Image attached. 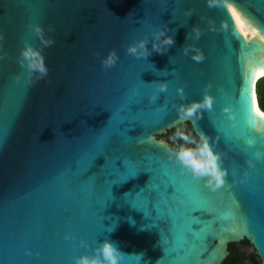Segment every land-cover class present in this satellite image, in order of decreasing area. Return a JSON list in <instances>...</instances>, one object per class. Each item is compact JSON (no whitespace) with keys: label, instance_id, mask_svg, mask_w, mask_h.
<instances>
[{"label":"water","instance_id":"water-1","mask_svg":"<svg viewBox=\"0 0 264 264\" xmlns=\"http://www.w3.org/2000/svg\"><path fill=\"white\" fill-rule=\"evenodd\" d=\"M35 23L54 41L43 48V79L27 78L17 62L24 41L42 47ZM165 24L174 39L165 54L127 53ZM258 25L264 0H0V264H36L38 255L45 264H73L105 239L119 248L120 264H223L229 245L245 240L264 264V143L255 139L264 136V119L252 111L254 94L264 112L257 94L264 76L254 74L264 68ZM244 35L255 48H242ZM189 45L203 52L201 62L184 54ZM112 50L117 63L102 67ZM206 93L211 109L181 111ZM185 122L227 173L216 214L195 213L202 223L193 229L161 178L192 176L178 152L159 143ZM125 160L144 163L145 172L118 179ZM155 184L162 187L149 204Z\"/></svg>","mask_w":264,"mask_h":264},{"label":"clouds","instance_id":"clouds-1","mask_svg":"<svg viewBox=\"0 0 264 264\" xmlns=\"http://www.w3.org/2000/svg\"><path fill=\"white\" fill-rule=\"evenodd\" d=\"M187 14H191L190 10ZM209 27L211 29V22L209 23ZM31 30L40 41L42 47H35L28 41H24L17 62L20 64L21 68L24 69L27 78H31L35 75L37 79H43L48 74V67L44 60L43 48L51 46L54 41L50 37L45 36L44 29L39 23L31 25ZM169 31L168 24H165L163 27L152 32L151 39L148 36H143L129 43L126 47V51L128 54L138 59H147L152 52L165 54L169 47L174 43L173 36L169 35ZM191 33L193 38L199 39L201 30L193 25ZM188 38L189 33L186 34V39ZM3 39L4 34L0 32V60H3L5 56L2 48ZM149 43H151V49L148 47ZM182 50L185 55H188L189 52H191V59L193 61L201 62L204 59L203 52L194 45L184 47ZM117 60V53L114 50L109 51L101 61L102 67H114ZM17 79H19V77H17ZM166 88V82L162 81L157 85V90L159 92L165 91ZM177 92L182 94L183 89L178 88ZM133 94H135V91ZM212 102L213 98L206 93L202 101H194L187 106L181 105V111L188 115H192L197 109H210ZM223 111L229 113L230 110L224 108ZM228 118L231 119V116ZM257 130H259L258 125ZM254 155L257 160L261 157V153L259 152ZM176 158L192 176L203 179L205 185L210 190L214 191L225 185V176L227 173L226 170L221 167L220 154L213 152L206 137L203 138L202 147L197 155H193L187 150H182L177 154ZM249 166H252L251 161H249ZM70 238L72 237H70L69 234L65 235V239ZM80 243L85 248L88 247L83 240H81ZM25 253L27 255H32L30 249H25ZM120 261L121 252L119 248L116 244L107 239L99 242L98 246L93 249L92 254L83 253L73 258V264H120Z\"/></svg>","mask_w":264,"mask_h":264},{"label":"snow or ice","instance_id":"snow-or-ice-1","mask_svg":"<svg viewBox=\"0 0 264 264\" xmlns=\"http://www.w3.org/2000/svg\"><path fill=\"white\" fill-rule=\"evenodd\" d=\"M228 8L233 14V18L237 20V24H239V17L236 13V9L232 7V5H228ZM251 19V17H249ZM255 23V21H253ZM261 32H264V25H258ZM253 32L256 33V29H253ZM261 43H264V35L260 37ZM242 48L244 47H252L255 48V45L249 40L247 35H244V39L242 42ZM249 71H253V69H249ZM254 74L256 76H264V68L255 70ZM133 105H130L132 107ZM211 109V108H210ZM252 111L255 112L257 116L261 119H264V112L259 111L255 107V97L253 94L252 97ZM249 123V122H248ZM252 130L255 132H260L261 129L257 130L256 122L249 123ZM256 140L264 143V136L255 137ZM3 142V137H0V143ZM252 140H249V143H252ZM146 165L144 163L137 164L133 166L132 162L129 160H125L122 164L123 171L120 170L118 175V179L121 178H129L137 175L140 172H145ZM156 171V169H153ZM151 175V172H146ZM172 177H178L179 180L183 181L184 189L181 190V185L179 183H174ZM162 180L164 181V191L165 197L167 198L168 194H171L172 203L176 206H179L184 210V215L188 216L192 220L191 228H198V226L202 223V220L198 218L195 213H207L210 215H215L216 210L219 208L220 204L222 203V197L220 193L224 190V186L219 187L216 190H210L204 183V180L201 178H196L194 176L185 175L181 171H174V172H163L161 176ZM162 185L155 184L150 189V194L148 195L147 199L149 204L151 203L152 199L158 196ZM143 196V194H141ZM107 203V202H106ZM67 214V212H65ZM205 226L207 223L205 222ZM185 235L191 239L192 232H186ZM17 264H33L31 261H18ZM36 264H45V261L39 259Z\"/></svg>","mask_w":264,"mask_h":264},{"label":"trees","instance_id":"trees-1","mask_svg":"<svg viewBox=\"0 0 264 264\" xmlns=\"http://www.w3.org/2000/svg\"><path fill=\"white\" fill-rule=\"evenodd\" d=\"M257 94H258V99H259V105L261 109L264 111V78L261 79V81L258 83ZM184 125H189L192 134L195 135L190 122H185L180 125H177L171 130L166 131L165 134H163L173 150H178L182 146V143H183L182 140H179V142L174 141L173 135L177 134L184 127ZM195 145H196L195 149L200 148L202 146V141L199 139L197 144ZM240 244L249 245L250 243L249 241L245 240L241 242ZM236 245L237 244L229 245V255L225 259L223 264H247L248 261L251 262L252 264H261L260 261L255 262L254 256H247L245 254L240 253V251L236 248Z\"/></svg>","mask_w":264,"mask_h":264},{"label":"rangeland","instance_id":"rangeland-1","mask_svg":"<svg viewBox=\"0 0 264 264\" xmlns=\"http://www.w3.org/2000/svg\"><path fill=\"white\" fill-rule=\"evenodd\" d=\"M173 139L176 142H179V140H182V146L178 150H174L175 152H180L182 150H187L193 155H197L200 152V148L195 149V144H197L199 138L196 135H193L190 129L189 125L184 126L177 134L173 135ZM159 143L171 148L170 144L168 143L167 139L165 137L161 138L159 140ZM172 149V148H171ZM236 248L240 251V253L245 254L247 256H254L255 262H259L260 259L257 256L256 250L254 246L251 244L249 245H236ZM247 264H252L251 262H247Z\"/></svg>","mask_w":264,"mask_h":264}]
</instances>
